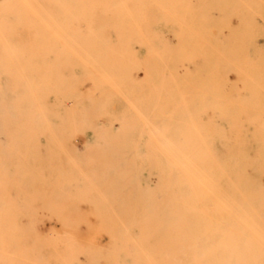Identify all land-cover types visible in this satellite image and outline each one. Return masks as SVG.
I'll return each instance as SVG.
<instances>
[{
  "label": "rangeland",
  "instance_id": "obj_1",
  "mask_svg": "<svg viewBox=\"0 0 264 264\" xmlns=\"http://www.w3.org/2000/svg\"><path fill=\"white\" fill-rule=\"evenodd\" d=\"M4 59L0 264H262L264 0H0Z\"/></svg>",
  "mask_w": 264,
  "mask_h": 264
},
{
  "label": "bare ground",
  "instance_id": "obj_2",
  "mask_svg": "<svg viewBox=\"0 0 264 264\" xmlns=\"http://www.w3.org/2000/svg\"><path fill=\"white\" fill-rule=\"evenodd\" d=\"M30 6H32V5H30ZM31 10V9H30ZM9 11V10H8ZM154 19V18H153ZM154 24V23H153ZM125 25H126V23H125ZM44 26V25H43ZM74 28V27H73ZM4 31V30H3ZM8 34L9 33H6V35L4 34V36L5 37H7L8 36ZM121 34V33H120ZM133 40V39H132ZM134 41V40H133ZM63 42V41H62ZM1 45H2V53L4 54V57L5 58H7V60H9L10 62H15L16 60H17V58H18V51L16 50V47H15V43L14 42H11V41H4V42H2L1 43ZM31 46V45H30ZM9 61H6L5 59L3 60V62L1 63V65H0V73H7L9 70V65H10V63H9ZM29 84V83H28ZM48 99V98H47ZM46 100V99H45ZM105 109V108H104ZM109 110V109H108ZM104 112V111H103ZM44 122V121H43ZM22 126V125H21ZM19 128V127H18ZM95 130V129H94ZM149 132V131H148ZM96 136H98V135H96ZM147 137H150V136H148V134H147ZM5 138V137H4ZM99 138V137H98ZM97 138V139H98ZM148 142V141H147ZM85 145V144H84ZM88 146V145H87ZM36 148V147H35ZM105 149V148H104ZM109 156V155H108ZM133 156V155H132ZM131 156V157H132ZM130 157V159H132ZM129 159V160H130ZM131 162V161H130ZM37 169V168H36ZM247 228H248V230H251L252 228L250 227V226H248V224H246L245 225ZM246 246V244H245V242H242L241 243V247H245ZM263 246H264V239H263ZM242 249H244V248H242ZM248 256H251V254H252V252L250 251V250H248ZM262 264H264V258L262 259Z\"/></svg>",
  "mask_w": 264,
  "mask_h": 264
}]
</instances>
